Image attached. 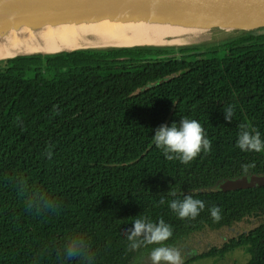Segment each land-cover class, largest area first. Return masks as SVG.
Masks as SVG:
<instances>
[{
	"label": "trees",
	"instance_id": "16d2710c",
	"mask_svg": "<svg viewBox=\"0 0 264 264\" xmlns=\"http://www.w3.org/2000/svg\"><path fill=\"white\" fill-rule=\"evenodd\" d=\"M263 37L244 34L223 59L195 46L0 61V264H60L59 247L77 234L96 264H132L153 247L128 248L124 232L140 214L171 226L168 245L202 228L264 219V187L216 190L264 174V151L236 146L241 125L264 139ZM229 105L231 122L223 113ZM181 118L198 120L211 141L188 164L167 160L152 141L156 128ZM28 184L43 187L59 208L28 209ZM187 195L205 207L181 219L168 204ZM238 248L247 264H264V221L197 259Z\"/></svg>",
	"mask_w": 264,
	"mask_h": 264
},
{
	"label": "water",
	"instance_id": "95a60500",
	"mask_svg": "<svg viewBox=\"0 0 264 264\" xmlns=\"http://www.w3.org/2000/svg\"><path fill=\"white\" fill-rule=\"evenodd\" d=\"M115 17L120 20L151 19L206 28L210 38L196 43L169 45H110L61 50L52 55L20 54L19 57L56 56L78 51L202 46L217 32L247 34L264 29V0H0V31L9 25L39 26L44 23ZM235 37V36H232ZM168 41L171 38H167ZM161 83V82H160ZM264 187L263 175H247L221 182L216 190L238 191Z\"/></svg>",
	"mask_w": 264,
	"mask_h": 264
},
{
	"label": "clouds",
	"instance_id": "9594fccd",
	"mask_svg": "<svg viewBox=\"0 0 264 264\" xmlns=\"http://www.w3.org/2000/svg\"><path fill=\"white\" fill-rule=\"evenodd\" d=\"M224 119L231 122L233 108L229 105L224 111ZM236 146L242 152L264 151V139L258 131H249L245 126H240ZM152 141L160 149L167 160H179L188 164L202 152L206 153L211 148V141L207 138L202 125L196 119L181 118L178 123L171 125L162 124L154 130ZM51 158V151L47 152ZM247 165L244 166L247 170ZM25 179L19 178L17 183L23 189ZM163 204V197L159 201ZM26 207L37 214L51 212L59 208L56 201L41 186H27L25 191ZM168 207L181 218H195L205 205L200 199L187 195L182 200L173 199ZM210 214L219 219L220 209L212 207ZM132 227L124 232L128 248L137 250L152 245L149 252L151 264H184V257L179 249L169 246L165 242L173 235L172 228L163 219L153 222L150 218L138 215L131 223ZM60 264H96L95 254L90 250V244L83 235H69L58 249Z\"/></svg>",
	"mask_w": 264,
	"mask_h": 264
},
{
	"label": "bare ground",
	"instance_id": "6f19581e",
	"mask_svg": "<svg viewBox=\"0 0 264 264\" xmlns=\"http://www.w3.org/2000/svg\"><path fill=\"white\" fill-rule=\"evenodd\" d=\"M206 30L199 25L147 18L124 21L115 17L66 20L36 27L9 25L0 31V60L20 54L52 55L81 47L196 43L210 38Z\"/></svg>",
	"mask_w": 264,
	"mask_h": 264
},
{
	"label": "rangeland",
	"instance_id": "374dc122",
	"mask_svg": "<svg viewBox=\"0 0 264 264\" xmlns=\"http://www.w3.org/2000/svg\"><path fill=\"white\" fill-rule=\"evenodd\" d=\"M257 32L259 35L264 36V29ZM241 38H243V34L237 35L236 33L215 31L212 39L202 44L204 46L203 50L210 49L211 52H214L213 54L210 52L211 55L209 57L214 55L218 59H223ZM263 221V218H249L241 223L221 229L217 226L202 228L178 238L171 246L180 250L184 257V264H247L250 256L243 248H238L225 255L197 258L213 249H222L230 239L242 233H247L262 224ZM149 252L150 250L139 253L132 261V264H151Z\"/></svg>",
	"mask_w": 264,
	"mask_h": 264
},
{
	"label": "flooded vegetation",
	"instance_id": "af4514ba",
	"mask_svg": "<svg viewBox=\"0 0 264 264\" xmlns=\"http://www.w3.org/2000/svg\"><path fill=\"white\" fill-rule=\"evenodd\" d=\"M177 241V240H176ZM173 244V243H172ZM169 246H171V244H169Z\"/></svg>",
	"mask_w": 264,
	"mask_h": 264
}]
</instances>
